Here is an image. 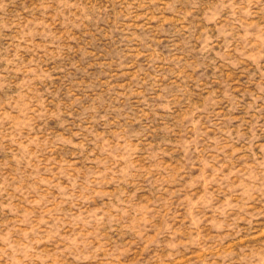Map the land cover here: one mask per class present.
<instances>
[{
  "label": "rangeland",
  "instance_id": "obj_1",
  "mask_svg": "<svg viewBox=\"0 0 264 264\" xmlns=\"http://www.w3.org/2000/svg\"><path fill=\"white\" fill-rule=\"evenodd\" d=\"M0 264H264V0H0Z\"/></svg>",
  "mask_w": 264,
  "mask_h": 264
}]
</instances>
